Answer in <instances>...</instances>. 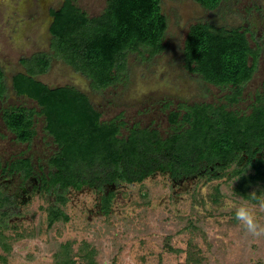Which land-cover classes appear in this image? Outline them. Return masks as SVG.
Here are the masks:
<instances>
[{
	"label": "rangeland",
	"instance_id": "1",
	"mask_svg": "<svg viewBox=\"0 0 264 264\" xmlns=\"http://www.w3.org/2000/svg\"><path fill=\"white\" fill-rule=\"evenodd\" d=\"M62 1L0 0V66L9 86L3 105L35 104L25 96L16 97L10 79L23 69V57L48 52L51 65L38 78L51 86L73 84L87 91L105 119L123 112L129 124L153 122L164 134L169 113L180 110V104L222 103L231 93L230 87L209 83L184 66V41L190 25L197 21L247 27L254 34L252 44L261 47L258 69L245 85L238 107L249 109L254 94L263 86L264 0H222L216 9L196 0H162L168 20L165 48L152 57L129 52L124 79L105 90L92 89L90 78L53 55L50 10ZM77 3L96 16L107 0ZM3 118L0 112L3 159L12 150L28 148L27 156L39 163L55 150L51 138L44 140L42 122L37 123L38 133L30 143H18L12 142L14 137L6 131ZM236 167L232 163L218 177H191L183 186L172 185L168 174L161 172L142 181L120 182L107 192L113 191L107 213L103 210L106 193L94 186H70L65 200L54 191L35 193L2 208L0 237L9 249L0 244V264H58V251L66 247L67 264H264V234L251 235L234 218L235 207L247 203L264 226V193H256L259 185L250 191L259 200L236 193L241 174L251 173L239 174ZM55 208L62 213L50 223V210Z\"/></svg>",
	"mask_w": 264,
	"mask_h": 264
},
{
	"label": "trees",
	"instance_id": "2",
	"mask_svg": "<svg viewBox=\"0 0 264 264\" xmlns=\"http://www.w3.org/2000/svg\"><path fill=\"white\" fill-rule=\"evenodd\" d=\"M196 1L209 9H216L222 2ZM50 15L54 18L50 24L53 55L90 78L95 90H105L124 79L129 52L152 57L165 48L168 20L162 0H107L96 16L79 6L77 0H63L59 7L51 8ZM253 36L242 26L210 21L190 25L184 41V66L209 83L230 87L231 93L226 102L197 101L181 105L182 114L180 110L171 111L164 134L153 122L146 126L129 124L123 112L103 120V113L77 87H52L38 78L51 65L50 53L23 57L26 70L13 76L14 89L42 106L46 127L60 147L51 160L56 171L51 173L48 191L65 200L70 186L80 188L89 180L117 185L142 181L157 169L193 172L203 167L211 171V166L214 168L209 175L218 177L222 169L236 163V172L251 173L241 174L235 192L253 199L251 188L259 185L256 193H264V82L249 109L238 107L261 55L260 45L252 44ZM6 92V73L0 66V99ZM33 113V109L27 114L22 108L4 113L8 126L23 141L35 134ZM112 194L104 195L105 213ZM6 203L0 197L2 218ZM61 213V209H51L50 223ZM0 244L9 249L2 237ZM66 250L58 251V264H67L63 255Z\"/></svg>",
	"mask_w": 264,
	"mask_h": 264
},
{
	"label": "flooded vegetation",
	"instance_id": "3",
	"mask_svg": "<svg viewBox=\"0 0 264 264\" xmlns=\"http://www.w3.org/2000/svg\"><path fill=\"white\" fill-rule=\"evenodd\" d=\"M30 57V56H28ZM23 69L15 71L12 75H11V79H10V85L12 87V89L15 91L14 86H13V76L20 72V71H25L26 67L22 64ZM67 85V84H64ZM68 85H72L75 86L73 84H68ZM51 86V85H50ZM56 86H61V85H56ZM54 87V86H52ZM77 87V86H75ZM78 89H80L79 87H77ZM8 89L9 86L7 85V92L5 93V95L0 99V112L2 113V115L4 116V113L6 110H15V109H25L26 113L28 114L32 109L35 110V113H33L32 115V119H33V128L35 130V134L34 136L38 133V129L36 127L37 123L42 122V132H43V137L44 140L49 141L48 138H51L52 143L55 146V150L52 153H49L48 155H46V157L44 158V160H40L39 163H36L32 160V158H30L29 156H27L28 154L26 153L28 150L24 148H21V151L19 152H15V151H11L5 159H3L0 156V197L3 199L7 200L6 203V207L7 205H14L19 203L20 201H25L26 199L31 198V196L35 193H43V192H49L48 191V187L50 186V179H51V173L56 171V168H54L51 165V160L53 158V155H55V153H57L60 150L59 144L57 143V141L55 140L54 136L48 131L47 127H46V118L44 116V114L41 113L42 111V106H40L37 101L25 96V95H20L15 91V95L16 97L19 96H25L28 99H31L35 102V104L33 106H27L25 103H21V104H6L3 105V103L5 102V100H7V95H8ZM93 89V87H92ZM263 89V87H262ZM82 92L86 93L89 98L91 103H93L95 105V107L101 111L103 113V111L97 107L98 104H96V102H94V100L92 99V97L89 95V93L85 90L80 89ZM183 104L179 105L180 106ZM184 111V110H183ZM102 119L103 120H108L105 119L103 117L102 114ZM3 120L5 121V119L3 118ZM42 120V121H41ZM6 122V121H5ZM5 128L6 131L9 132L10 134H12V136L14 137V139H12V142H18V143H30L31 139L23 141L21 139H19L18 134L11 129L7 122L5 123ZM33 136V137H34ZM32 137V138H33ZM264 150V148H263ZM213 166H211V169L213 170ZM209 171V169H206L205 167H203L202 169H197L193 172H185L181 169H177L176 171H174L172 168H168L166 170L163 169H157L155 171V173L157 172H161V173H166L168 174L170 180H171V184L175 185L176 183H178V185H187V180H189L191 177L193 178H198L201 175L204 174H210L208 172H213V171ZM85 179V178H84ZM83 185H90V186H94L97 187L99 190H101L102 192L106 193L108 192L109 188H117L118 184L116 185L115 183H102L99 180L98 181H90L88 183H84ZM82 185V186H83ZM73 187V186H72Z\"/></svg>",
	"mask_w": 264,
	"mask_h": 264
},
{
	"label": "clouds",
	"instance_id": "4",
	"mask_svg": "<svg viewBox=\"0 0 264 264\" xmlns=\"http://www.w3.org/2000/svg\"><path fill=\"white\" fill-rule=\"evenodd\" d=\"M253 199H256L255 195ZM264 206V204H262ZM234 218L251 235L258 237L264 234V226L259 223L256 211L247 203L235 207Z\"/></svg>",
	"mask_w": 264,
	"mask_h": 264
},
{
	"label": "water",
	"instance_id": "5",
	"mask_svg": "<svg viewBox=\"0 0 264 264\" xmlns=\"http://www.w3.org/2000/svg\"><path fill=\"white\" fill-rule=\"evenodd\" d=\"M53 16L50 15V23L53 21Z\"/></svg>",
	"mask_w": 264,
	"mask_h": 264
}]
</instances>
